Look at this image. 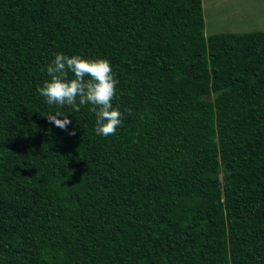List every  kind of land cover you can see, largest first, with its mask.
I'll return each mask as SVG.
<instances>
[{"label": "trees", "instance_id": "trees-1", "mask_svg": "<svg viewBox=\"0 0 264 264\" xmlns=\"http://www.w3.org/2000/svg\"><path fill=\"white\" fill-rule=\"evenodd\" d=\"M205 29L203 0H0V264H264V31ZM57 53L110 61L115 135L42 116Z\"/></svg>", "mask_w": 264, "mask_h": 264}, {"label": "clouds", "instance_id": "clouds-1", "mask_svg": "<svg viewBox=\"0 0 264 264\" xmlns=\"http://www.w3.org/2000/svg\"><path fill=\"white\" fill-rule=\"evenodd\" d=\"M46 72L50 78L37 91L57 110L42 116L56 127L67 130L71 123L68 113L59 109L67 106L79 112L82 106L91 105L90 111L96 117L94 132L104 137L116 134L122 126L123 113L119 106L113 105L119 81L108 59H85L81 55L57 53L46 66ZM69 73L73 74L72 78ZM74 134V131L69 132V135Z\"/></svg>", "mask_w": 264, "mask_h": 264}, {"label": "rangeland", "instance_id": "rangeland-1", "mask_svg": "<svg viewBox=\"0 0 264 264\" xmlns=\"http://www.w3.org/2000/svg\"><path fill=\"white\" fill-rule=\"evenodd\" d=\"M205 33L264 31V0H203Z\"/></svg>", "mask_w": 264, "mask_h": 264}]
</instances>
